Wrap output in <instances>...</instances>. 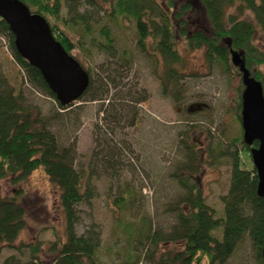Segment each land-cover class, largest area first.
I'll use <instances>...</instances> for the list:
<instances>
[{
	"label": "trees",
	"instance_id": "trees-1",
	"mask_svg": "<svg viewBox=\"0 0 264 264\" xmlns=\"http://www.w3.org/2000/svg\"><path fill=\"white\" fill-rule=\"evenodd\" d=\"M20 1L31 12L46 19L54 39L71 54L75 49L74 43L56 23L49 20L63 19L60 17L63 1ZM64 3L67 18L63 21L71 23L73 27L78 25L84 34H90L92 24H95L88 10H81L84 5L95 7L119 24L133 23L136 49L154 60L155 67H159L162 94H172L176 106L179 99L174 93L176 91L171 89L172 86L178 89L179 78L186 76L183 71L186 61L182 52L200 49L209 67L218 64L225 72L230 71L228 57L231 62V53L236 52L250 76L262 84L264 96V73L258 68L264 62V53L253 43L255 26L264 34V0H64ZM245 12L251 13L252 21L243 18ZM101 38L102 42H97L96 46L100 51L112 54L114 40L105 26L101 28ZM4 39L15 62L25 72L27 84L56 100L39 70L18 54L14 36L7 23L0 18V46ZM110 57L113 59L114 55ZM114 61L117 63L111 65L115 69L130 66L126 60ZM107 64L102 62L98 66L101 72L97 78V68H83L89 75V84L78 100L100 102L99 112L103 120L115 125L125 122L128 126H134L137 116L134 106L144 102L146 96L130 88L110 95L111 89L115 90L120 84L115 74L112 76V71L105 68ZM121 75L123 78L124 73ZM241 92L236 114L239 123ZM56 103L60 110L68 108L57 100ZM33 111L23 95L16 94L6 78L0 75V182L8 177L13 182L23 181L37 169H42L58 190L65 219V240L54 241L48 246L47 251L53 254L48 264H100L96 258L100 245L99 232L92 228L78 235L75 229L79 221L78 205L89 203L91 199V194L84 190L83 182L91 174L75 165V137L68 145L60 144L49 128L52 117L34 115ZM108 142L110 144L103 148L106 151L103 160H110L116 155L117 147L112 146L110 140ZM181 143L185 144L184 161L176 166L172 178L183 193L169 204L168 209L176 213V223L166 234H160L159 231L149 234L147 238L154 247L147 256L148 264H225L245 238L251 242L257 259L264 264L261 254L264 246V196L260 197L256 193L258 179L253 164L245 169L240 159V153L249 154L250 147L241 137L232 139L226 149L216 146L219 150H207L211 158L207 161L208 165H213L216 158L226 157L230 166L228 191L221 197L223 215L218 218L215 210L205 203L197 178L194 177L200 167L198 152L193 148L194 145L184 140ZM120 154L118 150L119 157ZM105 160L103 163L108 164ZM108 165L105 168L109 170L112 167ZM127 194L131 195V190ZM114 203H118L119 207L124 205L125 197L119 195ZM24 226L25 210L20 203V195H4L0 186V248L13 247ZM217 231H220L219 236L215 235ZM160 242L177 245L178 248H168L157 254L156 248ZM40 249L38 246L33 247L30 260L26 262H19L11 256L1 264H44L39 258Z\"/></svg>",
	"mask_w": 264,
	"mask_h": 264
},
{
	"label": "rangeland",
	"instance_id": "rangeland-1",
	"mask_svg": "<svg viewBox=\"0 0 264 264\" xmlns=\"http://www.w3.org/2000/svg\"><path fill=\"white\" fill-rule=\"evenodd\" d=\"M62 1L60 17L63 19L49 20L74 43L72 56L86 70L97 68L96 78L101 72L98 66L108 62L105 68L112 71V76L115 74L120 84L115 90L111 89L110 95L130 88L146 96L144 102L134 106L137 112L135 125L128 126L125 122L115 125L101 119V103L98 101L77 100L67 105L66 110H60L55 99L27 84L25 72L15 62L5 39L0 46V75L6 78L16 94L23 95L34 115L52 117L49 128L60 144L68 145L75 137V165L91 174L83 181L84 190L91 194V199L89 203L78 205L79 221L75 229L78 235L92 228L99 232L97 261L100 264H148L147 256L154 247L147 238L149 234L155 231L166 234L176 223V213L168 209L169 204L183 193L172 178L176 166L184 161L185 144L181 140L194 145L198 152L200 167L194 177L205 203L215 210L216 217L223 215L221 197L228 191L230 166L226 157L216 158L213 165H208L211 158L207 150H219L216 146L226 149L232 139L242 137L241 123L236 119L238 95L242 91L241 76L238 68L231 64L230 56V71L225 72L218 64L209 67L202 49L182 52L186 76L179 78L178 89L173 86L171 89L176 91L179 99L176 106L172 94H162L159 67L136 49L133 23L119 24L95 7L84 5L81 10H88L91 19H95L91 33L84 34L78 25L73 27L63 21L67 18V11ZM243 18L252 21L250 12H245ZM103 26L114 40L112 54L100 51L96 46L97 42H102ZM253 43L264 53V34L256 26ZM110 55L114 58L111 59ZM114 60H126L130 66L115 69L111 65L117 63ZM258 68L264 73V62ZM108 140L117 147L112 159H104L109 165L103 163L106 154L103 148L110 144ZM240 159L243 168L251 167L248 153L241 152ZM106 165L112 168L108 170ZM0 186L4 195H20L25 210V226L13 247L0 248V264L11 256L19 262L30 260L35 246L41 248L40 260L48 264L53 257L47 251L48 246L54 241L65 240V219L57 188L40 168L23 181L13 182L9 177L5 178ZM128 190L131 195L127 194ZM119 195L125 197V203L120 207L114 203ZM215 235L219 236L220 231ZM168 248L178 247L160 242L156 252L162 253ZM225 264L261 263L251 242L245 238Z\"/></svg>",
	"mask_w": 264,
	"mask_h": 264
},
{
	"label": "water",
	"instance_id": "water-1",
	"mask_svg": "<svg viewBox=\"0 0 264 264\" xmlns=\"http://www.w3.org/2000/svg\"><path fill=\"white\" fill-rule=\"evenodd\" d=\"M0 18L14 36L18 54L39 70L56 100L63 106L77 101L89 84V75L52 36L44 17L31 12L20 0H0ZM231 63L241 76L240 120L242 138L257 174L258 196H264V96L262 84L252 78L236 52ZM256 143V145H254ZM264 259V246L262 248Z\"/></svg>",
	"mask_w": 264,
	"mask_h": 264
}]
</instances>
